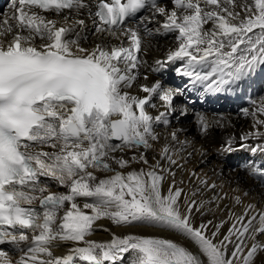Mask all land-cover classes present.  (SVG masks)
I'll list each match as a JSON object with an SVG mask.
<instances>
[{
  "label": "snow or ice",
  "instance_id": "1",
  "mask_svg": "<svg viewBox=\"0 0 264 264\" xmlns=\"http://www.w3.org/2000/svg\"><path fill=\"white\" fill-rule=\"evenodd\" d=\"M170 2L171 8L160 0H99L93 12L90 0H9L0 13V264H122L129 253L128 264H256L264 253L256 240L264 235V211L251 205L220 240L222 225L209 234L212 221L193 223L201 211L196 193L186 197L172 171L186 143L178 131L150 164L145 151L160 141L156 129L189 108L175 104L181 88L163 79L140 82L152 40L174 34L176 47L153 71L177 65L188 78L185 89L231 90L264 66V0ZM85 12L101 38L90 48L82 44ZM152 23L159 26L150 29ZM242 112L252 128L238 144L226 140L223 151L264 153V101ZM195 116L207 134L212 124ZM126 151L133 155L126 158ZM251 173L264 178V169ZM53 184L66 191H51ZM105 219L168 231L185 243L135 233L88 239ZM62 244L70 245L67 254L56 255Z\"/></svg>",
  "mask_w": 264,
  "mask_h": 264
},
{
  "label": "bare ground",
  "instance_id": "2",
  "mask_svg": "<svg viewBox=\"0 0 264 264\" xmlns=\"http://www.w3.org/2000/svg\"><path fill=\"white\" fill-rule=\"evenodd\" d=\"M166 3L171 5L170 0H166ZM101 38L96 34L92 37L88 45L84 47H93L95 44L100 43ZM172 48L171 42H156L152 41L151 46L147 49L146 53L142 56L143 60L147 63L155 58L162 57L167 51ZM141 68V83H152L157 80L155 75H147L148 80H143ZM170 85V84H168ZM264 101L261 98L260 102ZM181 105V101L176 103ZM189 111L191 107L188 106ZM162 110V109H161ZM149 111L156 115L157 112L154 109ZM189 113V112H188ZM188 116V114L186 115ZM182 117L179 119H172V123L168 127L160 126L156 131L160 134V141L155 143L153 148L145 151V155L148 158L150 164L155 163L153 157L156 160L160 159V150L162 145L166 142V137L170 140L169 133L173 130L178 131L180 141L186 142L183 147V151L174 155L173 158L177 160L179 166H173L172 171L175 172V181L178 187L183 189L186 197H191L195 192L194 199L197 204L201 206V211L194 214L193 223L199 226L201 223H207L212 221L209 225V234L211 231H215V225H222L220 233L217 237L218 240L223 239L224 235L228 234V229L232 223L235 222V218L243 215L249 205L256 212L264 211V186L248 175L238 163H231L235 159L246 160L249 157L248 150H239L236 154L235 151L229 153L223 151L222 145L228 139H232L234 144L240 142V136L249 132L252 128L253 119L251 116L242 117L236 116L231 113H225L205 117L208 121L216 120L219 122L214 129L208 131L207 134L197 128L196 122L189 119L187 122L182 121ZM263 118V117H261ZM200 128V127H199ZM249 144H255L250 143ZM176 148L180 145L176 144ZM133 152L126 151V158H130ZM225 155V157H223ZM167 163L166 161L164 162ZM133 169L139 170L141 167H146L141 164L133 163L131 166ZM130 169L121 170L127 173ZM112 173L98 172L97 175L104 177L111 175ZM194 174V175H193ZM183 181V183H181ZM201 181H206L207 185L215 187H205ZM171 183V177L168 179V183L163 185L165 192L167 191L168 184ZM51 191L63 192L64 188H60L55 184L52 185ZM187 203V199H184ZM183 211V209H182ZM259 221H256L258 224ZM99 226H94L95 230L88 239L95 240L97 242H108L112 239L113 233L116 235H125L128 233H135L141 235H155L164 238H171L174 240H180L181 243H185L180 237L174 233L154 229L151 227H135L130 228L126 226H117L108 220H101L97 222ZM256 240L264 243V235H258ZM251 243V241L249 242ZM187 246L192 251H197L194 244L190 242ZM249 245H246L247 248ZM69 244H62L54 251L56 255L67 254ZM233 245L228 246L229 254L232 251ZM122 264H128V261L124 258ZM240 264V261H237ZM256 264H264V253H258Z\"/></svg>",
  "mask_w": 264,
  "mask_h": 264
},
{
  "label": "rangeland",
  "instance_id": "3",
  "mask_svg": "<svg viewBox=\"0 0 264 264\" xmlns=\"http://www.w3.org/2000/svg\"><path fill=\"white\" fill-rule=\"evenodd\" d=\"M189 119H190V118H189ZM189 119H188V116H183V117H182V121H183V122H184V121L187 122ZM130 256H131V253H129V254H127V255L125 256L126 261L129 260Z\"/></svg>",
  "mask_w": 264,
  "mask_h": 264
}]
</instances>
